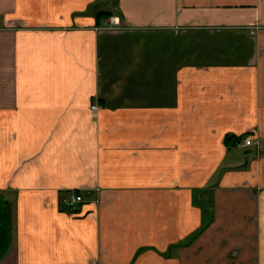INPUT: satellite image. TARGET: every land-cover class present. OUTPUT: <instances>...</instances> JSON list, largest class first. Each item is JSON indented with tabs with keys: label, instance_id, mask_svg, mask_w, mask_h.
<instances>
[{
	"label": "crops",
	"instance_id": "obj_1",
	"mask_svg": "<svg viewBox=\"0 0 264 264\" xmlns=\"http://www.w3.org/2000/svg\"><path fill=\"white\" fill-rule=\"evenodd\" d=\"M0 264H264V0H0Z\"/></svg>",
	"mask_w": 264,
	"mask_h": 264
},
{
	"label": "built area",
	"instance_id": "obj_2",
	"mask_svg": "<svg viewBox=\"0 0 264 264\" xmlns=\"http://www.w3.org/2000/svg\"><path fill=\"white\" fill-rule=\"evenodd\" d=\"M116 21L118 22V18H116ZM99 108V104L97 102L93 103L92 109L97 110ZM242 144L245 145H255L257 143V140L254 135L248 133L245 135L243 140L241 141ZM240 142V143H241ZM66 203L68 204L71 209H77L79 207V204L84 200V196L81 193H78L76 191L69 192V195L65 198Z\"/></svg>",
	"mask_w": 264,
	"mask_h": 264
},
{
	"label": "trees",
	"instance_id": "obj_3",
	"mask_svg": "<svg viewBox=\"0 0 264 264\" xmlns=\"http://www.w3.org/2000/svg\"><path fill=\"white\" fill-rule=\"evenodd\" d=\"M108 15H110V12H107ZM246 134L243 135H229L226 137V141H236V142H241L243 138L245 137Z\"/></svg>",
	"mask_w": 264,
	"mask_h": 264
}]
</instances>
